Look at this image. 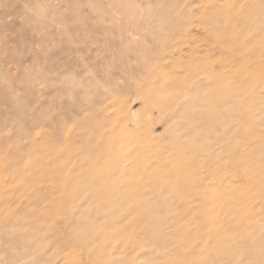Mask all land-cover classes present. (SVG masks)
I'll use <instances>...</instances> for the list:
<instances>
[{
  "label": "rangeland",
  "instance_id": "obj_1",
  "mask_svg": "<svg viewBox=\"0 0 264 264\" xmlns=\"http://www.w3.org/2000/svg\"><path fill=\"white\" fill-rule=\"evenodd\" d=\"M0 264H264V0H0Z\"/></svg>",
  "mask_w": 264,
  "mask_h": 264
}]
</instances>
